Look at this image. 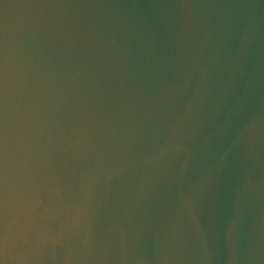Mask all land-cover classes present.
Masks as SVG:
<instances>
[{
  "label": "water",
  "instance_id": "1",
  "mask_svg": "<svg viewBox=\"0 0 264 264\" xmlns=\"http://www.w3.org/2000/svg\"><path fill=\"white\" fill-rule=\"evenodd\" d=\"M0 264H264V0H0Z\"/></svg>",
  "mask_w": 264,
  "mask_h": 264
}]
</instances>
